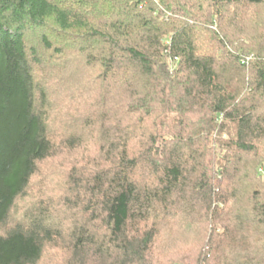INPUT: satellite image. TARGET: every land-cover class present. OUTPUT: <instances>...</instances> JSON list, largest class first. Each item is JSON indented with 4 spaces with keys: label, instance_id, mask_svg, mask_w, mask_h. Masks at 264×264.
<instances>
[{
    "label": "trees",
    "instance_id": "16d2710c",
    "mask_svg": "<svg viewBox=\"0 0 264 264\" xmlns=\"http://www.w3.org/2000/svg\"><path fill=\"white\" fill-rule=\"evenodd\" d=\"M263 171L264 0H0V264H264Z\"/></svg>",
    "mask_w": 264,
    "mask_h": 264
},
{
    "label": "rangeland",
    "instance_id": "374dc122",
    "mask_svg": "<svg viewBox=\"0 0 264 264\" xmlns=\"http://www.w3.org/2000/svg\"><path fill=\"white\" fill-rule=\"evenodd\" d=\"M80 154L79 153H67V152H64V153H60L58 154V157L53 159L52 161H50L48 164H46V170H50V171H53V172H56V171H63V170H66L70 167V164L72 163V161L75 159V158H80L79 156ZM264 173V171H263ZM180 228H176L174 231L176 230H179ZM186 230V228H185ZM188 232V231H187ZM178 233V232H176ZM186 236V234H185ZM178 239V240H177ZM188 239H190V241L192 242H188L186 243V245L184 244L186 242V238L184 237V239L182 238H179V235L175 237V241L174 242H178L177 246H180L182 244H184L185 246L182 247L183 251L185 252L184 254L186 255L187 252H189L191 250V246H196V238L194 237H189L188 236ZM169 239L166 240L165 244L168 245L169 244ZM173 243V242H172ZM171 243V244H172ZM176 246V247H177ZM159 248V247H158ZM178 250H181L180 248H177ZM54 251V250H53ZM181 256H183V253L181 252Z\"/></svg>",
    "mask_w": 264,
    "mask_h": 264
}]
</instances>
